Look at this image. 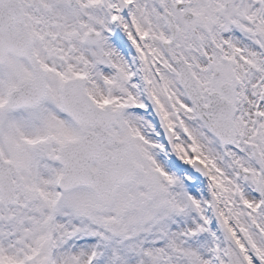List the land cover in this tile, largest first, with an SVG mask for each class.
<instances>
[{
    "label": "snow or ice",
    "instance_id": "obj_1",
    "mask_svg": "<svg viewBox=\"0 0 264 264\" xmlns=\"http://www.w3.org/2000/svg\"><path fill=\"white\" fill-rule=\"evenodd\" d=\"M0 264H264V0H0Z\"/></svg>",
    "mask_w": 264,
    "mask_h": 264
}]
</instances>
